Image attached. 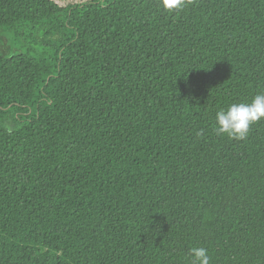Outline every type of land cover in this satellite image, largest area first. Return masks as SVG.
Returning a JSON list of instances; mask_svg holds the SVG:
<instances>
[{"label": "trees", "instance_id": "trees-1", "mask_svg": "<svg viewBox=\"0 0 264 264\" xmlns=\"http://www.w3.org/2000/svg\"><path fill=\"white\" fill-rule=\"evenodd\" d=\"M264 0H0V264H264Z\"/></svg>", "mask_w": 264, "mask_h": 264}, {"label": "clouds", "instance_id": "clouds-1", "mask_svg": "<svg viewBox=\"0 0 264 264\" xmlns=\"http://www.w3.org/2000/svg\"><path fill=\"white\" fill-rule=\"evenodd\" d=\"M164 10H178L186 0H159ZM264 119V93L256 94L250 102L234 103L215 115L217 135H227L229 139L244 140L251 125ZM191 264H210L208 250L204 247L191 248Z\"/></svg>", "mask_w": 264, "mask_h": 264}]
</instances>
